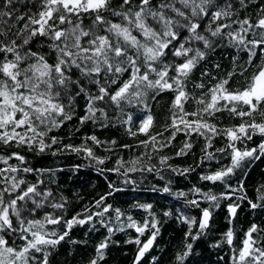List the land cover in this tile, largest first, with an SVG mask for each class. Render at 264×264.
Wrapping results in <instances>:
<instances>
[{"label": "snow or ice", "instance_id": "1", "mask_svg": "<svg viewBox=\"0 0 264 264\" xmlns=\"http://www.w3.org/2000/svg\"><path fill=\"white\" fill-rule=\"evenodd\" d=\"M25 2L28 8L17 15L13 0H0V20L7 26L0 28V146H7L5 154H0V163L5 165L0 168V264H49L50 250L66 238L74 225L93 227L97 222L107 229L108 235L95 245V254L86 264H100L111 234L126 228L134 229L136 233L124 241L137 245L132 264H143L141 257L153 246L159 233L157 216L148 203L134 201L129 205L127 224L124 223L125 210L113 209L106 202L113 192L118 191L112 183H108V191L79 212L65 217L66 199L62 194L57 200L39 176L35 182L25 179L26 174L42 171L24 166L27 155L17 149L25 146L29 153L49 149H53V154L65 150L82 152L86 159L95 162L96 171L116 173L123 177L125 185L135 186L137 172L155 171L159 175L161 168H169L183 175L192 171L191 166L174 167L167 163L169 156L157 154L173 144L178 132L185 134V140L174 155L185 154L192 148L188 135L196 133L204 139L198 164L230 157L227 165L200 175L201 180L222 182L225 191L213 195L201 192L193 185L189 191L194 198L185 202L199 208V201L203 199L216 206L219 199L226 200L234 192H239L240 198L247 200L253 209L264 203V183L256 186V202H253L244 193L243 177L235 186L226 182L241 169L242 162L264 157V139L253 147H237L238 142L251 140L252 134L264 136V111L261 110L264 106V6L253 23L248 16L233 20V5L225 3L220 7L217 0ZM240 3L243 4L244 0ZM209 14L210 24L215 22V27L205 26L206 34H202L200 18L208 19ZM222 20L224 22H220ZM233 25L237 27L233 28ZM181 30L188 34L183 39ZM217 39L226 40L237 53H244L246 59L237 63L238 57L234 55L231 70L219 78L213 76L216 82L207 93L191 97L192 103L198 107L186 112L183 104L190 94L185 89V81ZM33 42L37 47H32ZM192 42H202L203 50L186 46ZM212 67L218 68V65ZM208 75V69L201 72V77ZM235 75L244 78V83L227 87ZM203 87V84H195L197 89ZM164 90L174 93L168 117L170 123L162 125L161 132L152 134L150 127L154 117L149 110L148 97L154 99L156 93ZM81 97L84 101L83 115L79 116L81 124L91 119L94 125L104 127L108 120L107 110L114 107L113 123L123 128L129 138L144 134L146 139L137 140L136 144L145 150L138 156L130 155L127 160L116 156L114 166L104 169L100 166L109 156L96 155L93 146H103L105 153L123 149L134 151L133 146L118 144L115 138L102 141L95 135L83 137L81 143L74 146L60 143L55 135L50 136L51 129L72 119L76 101ZM134 108L141 111L137 113ZM222 110L239 117L240 123L221 127L212 123L213 114ZM97 113L103 122H98ZM256 114L261 117L259 122L255 119ZM205 116L210 119L205 120ZM165 131L170 134L163 140L157 139ZM217 136L224 137L226 143L214 152L208 151ZM86 141H91L93 146ZM58 143L60 147L53 148ZM154 156L159 161V168L151 162ZM10 158H15L18 163H9ZM158 190L170 191L168 185ZM171 194L177 197L186 195L183 191ZM45 206L50 210L45 211ZM237 207L234 203L227 204L229 217ZM133 208L147 212L142 223L131 215ZM199 211L197 226L194 217L178 210L177 222H183L187 230L182 250L174 253L171 264H186L185 258L192 248L186 242L187 238L191 236L195 240L207 227L210 208ZM108 213H111V219L105 220ZM163 215L168 217L171 213L165 210ZM194 226L196 234L192 232ZM256 231L257 225L253 223L244 232L241 245L233 250L229 264H264V246H255L258 242L250 235ZM146 232L151 234L142 241ZM224 238L231 246V228L222 235ZM16 240L21 243L17 245ZM215 243L218 245L221 241ZM152 261L159 264L155 256Z\"/></svg>", "mask_w": 264, "mask_h": 264}, {"label": "trees", "instance_id": "2", "mask_svg": "<svg viewBox=\"0 0 264 264\" xmlns=\"http://www.w3.org/2000/svg\"><path fill=\"white\" fill-rule=\"evenodd\" d=\"M225 3L233 5L235 15L232 19H243L248 16L254 23L255 19L260 14V9L264 6V0H244L241 4L240 0H217V4L223 7ZM13 6L18 10L17 15L23 13L28 8L25 0H13ZM179 7V4L177 3ZM210 14L208 19L200 18V31L205 33V26L215 27V22L210 24ZM23 21H21L22 23ZM220 22H224L223 20ZM12 23L11 20L8 21ZM85 25L88 21L85 19ZM7 26L0 20V28ZM237 25H233V28ZM188 35L185 30H181V39L183 36ZM250 35V34H249ZM191 47H199L203 50L202 42H192ZM32 47H37L35 42ZM47 51V49H44ZM237 56V63L246 59L244 53H237L234 47L228 45L226 40L217 39L213 48L206 53V57L200 61L190 73L188 79L185 81V89L190 94L189 99L184 101L183 108L186 112L193 111L198 105L192 103L191 97L201 95V92L207 93L216 81L212 79L213 76L219 78L226 75L231 70L232 57ZM218 65V68H213L212 65ZM208 69L209 75L201 77V72ZM249 70V73L250 74ZM203 84L202 89L195 88V84ZM244 83V78L235 75L231 78V82L227 87L234 88ZM174 93L169 90H164L148 97V105L151 114L154 117L153 124L150 127L152 134L161 132V126L165 123H170L168 117L170 116V105ZM222 107V105H218ZM100 107V105H97ZM135 112L141 109H133ZM264 111V106H261ZM84 101L83 97L76 101L75 115L70 121H65L61 127L51 129L49 135H55L62 144L78 145L81 143L83 137L87 135H95L100 140H111L115 138L118 144L132 145L134 151L129 149L117 150L112 153H105L103 146H93L91 141H86L90 146H93L94 152L98 156L108 155L109 159L105 161L100 167L108 169L114 166L116 156H122L127 160L130 155H139L144 151L143 146H137L136 141L146 139L144 134H138L135 138H129L126 132L118 124L113 123V117L116 116L115 108L107 110L108 120L104 127L94 125L92 120H86L84 123L79 122V116L83 115ZM98 122H103V118L96 114ZM215 117L211 122L218 127L228 126L232 124H239L240 118L229 115L226 111H219L213 114ZM189 119L191 117H188ZM205 120L210 119L205 116ZM255 119L260 121L261 117L256 114ZM250 122V120H249ZM170 132L165 131L163 136L157 139L163 140ZM187 139L192 144V148L181 156H175V151L182 145L185 140V134L178 132L174 137L172 145L161 149L157 155H167L170 157L168 164L183 169L185 166H191L192 171L187 174H178L172 172L169 168H161L159 175L153 172H137L134 176L136 185H125L123 177L118 176L112 172H98L96 171L95 162L90 161L84 157L81 152L79 154L70 151H57L53 154V149L45 152H37L33 150L28 152L27 147L18 148L17 150L27 155V162L24 166L33 169H41L40 173L33 172L25 175V179L35 182L37 176L40 177L45 186L52 190L53 196L59 199V195H63L66 199V208L64 216L70 217L73 213L79 212L85 205L90 204L92 200L96 199L99 195L108 191V183L118 189L112 193L111 198L106 202L112 206L113 209L120 208L125 210L124 223L127 224L126 216L129 211V205L133 202L148 203L153 207L151 209L158 219L159 233L153 241V246L141 258L143 264H155L152 257H156L159 264H171L173 255L177 250H182L185 242L184 232L187 226L183 222H177L178 210L180 213L188 217L196 219V225L199 223L200 211L199 209L209 207L211 215L209 217L208 225L203 232L197 235L195 240L189 236L186 240L187 243L192 245L189 255L185 258L186 264H229V258L234 249H238L241 241L244 238V232L253 223L257 225V231L250 234L253 240L258 243L255 246H264V203L257 204L256 208H251L248 201L240 198L239 192H234L228 199H219L216 206L210 205L206 200L199 201V208L188 205L185 201L192 200L194 195L189 190L195 185L201 189V192H211L213 195L225 191L222 182H209L200 179L201 173H207L209 169L215 170L222 165H227L229 156L214 158L210 161H204L203 165L198 164L200 160L201 150L203 148L204 139L196 133L188 135ZM260 139L264 136L252 134L251 140L244 139L238 142L237 147L243 149L245 146L253 147L259 143ZM226 139L222 136L213 138L208 151H213L216 148L223 147ZM15 147V146H14ZM60 144L53 146L59 148ZM7 146H0V154H5ZM259 156V153H258ZM156 167H160L159 161L154 156L152 161ZM9 163H18L15 158H10ZM206 165V166H205ZM5 167L0 163V168ZM122 171V169H121ZM241 177L244 181V193L248 199L256 202V186L264 183V157L259 159L247 160L242 162L241 169H238L231 177L228 183L235 186L238 185ZM168 185L170 191L162 192L158 189ZM176 191H183L186 193L185 197L173 196L171 193ZM234 203L238 205L235 213L229 217L227 212V204ZM50 210L45 206V211ZM168 210L171 215L164 217L163 212ZM131 215L138 222L142 223L143 218L147 215L142 209H131ZM56 214H60L57 212ZM27 215V213H25ZM42 215V213H41ZM111 219V213L106 214L105 220ZM113 224L116 225L113 221ZM231 228L233 232V243L228 245L226 238L222 239V235ZM196 234V227L192 230ZM151 234L146 232L142 235L141 240L147 239V235ZM108 235L107 229L100 225L98 222L93 227L87 225H74L69 231L66 238L58 242L55 248L50 250L49 264H86V262L95 254V245L102 240L104 236ZM136 235L134 229L126 228L124 231H114L111 234L110 242L105 249V255L100 264H132V261L137 251L135 243L125 244L124 241L129 237ZM221 241L216 244V241ZM15 243L19 245L21 242L16 240ZM139 264V262H138Z\"/></svg>", "mask_w": 264, "mask_h": 264}, {"label": "water", "instance_id": "3", "mask_svg": "<svg viewBox=\"0 0 264 264\" xmlns=\"http://www.w3.org/2000/svg\"><path fill=\"white\" fill-rule=\"evenodd\" d=\"M142 258V257H141Z\"/></svg>", "mask_w": 264, "mask_h": 264}]
</instances>
